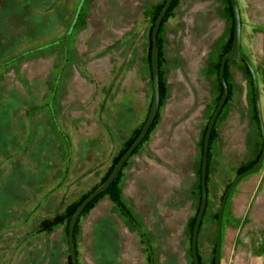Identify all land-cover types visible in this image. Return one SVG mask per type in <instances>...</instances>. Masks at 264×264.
Returning <instances> with one entry per match:
<instances>
[{
  "label": "rangeland",
  "instance_id": "rangeland-1",
  "mask_svg": "<svg viewBox=\"0 0 264 264\" xmlns=\"http://www.w3.org/2000/svg\"><path fill=\"white\" fill-rule=\"evenodd\" d=\"M165 1L0 0V264H70L72 210L149 114L150 33ZM237 1L264 122V0ZM231 30L228 0H174L158 33L155 122L112 190L79 217L77 264H192L202 144ZM226 82L209 144L200 264L214 262L224 192L262 150L241 60L227 63ZM220 264H264V160L226 200Z\"/></svg>",
  "mask_w": 264,
  "mask_h": 264
},
{
  "label": "water",
  "instance_id": "water-1",
  "mask_svg": "<svg viewBox=\"0 0 264 264\" xmlns=\"http://www.w3.org/2000/svg\"><path fill=\"white\" fill-rule=\"evenodd\" d=\"M172 2L173 0L165 1L163 8L159 13L158 17L156 18L154 25L151 29L150 67H151V77H152V99H151L149 114L139 134L132 142L130 147L117 161V163L113 167L112 171L110 172L106 180L101 185H99L94 191H92L73 212L68 223V231H67V243H68V251H69L71 264H77L73 232L79 216L81 215L85 207L91 201H93V199L104 193L111 186V184L118 176L119 172L122 170L128 159L132 156V154L137 149V147L142 143V141L148 134L151 126L153 125L156 119L159 109V102H160V76H159L160 70H159V49L157 45V34L160 25L162 23V20L165 17L166 13L168 12ZM230 6L232 10V19H233L232 44L230 50L227 53H225L220 60V65L218 68V79L222 86V93L217 103V106L214 109L212 116L210 117L209 122L207 124L206 131L204 134L203 144H202V157H201V168H200V204L192 228L191 242H190V253L192 258V264H200L198 259V251H197V239H198L200 225L202 223L203 216L207 207L206 176H207V166H208L209 142L216 120L218 119V116L221 113L228 97V85L225 80V65L228 61H236V60L243 61L250 73L253 92H254V104L256 109V116L258 120L260 136L262 138V150L256 163L251 168L237 175L231 181V183L229 184L228 188L226 189L221 199V203L217 214V222H216L214 264H220L221 228H222V218H223L226 200L232 189L241 179H243L247 175L259 172L261 170L262 162L264 160V122L261 113L257 77L251 61L241 51V16L238 6V1L230 0Z\"/></svg>",
  "mask_w": 264,
  "mask_h": 264
},
{
  "label": "trees",
  "instance_id": "trees-1",
  "mask_svg": "<svg viewBox=\"0 0 264 264\" xmlns=\"http://www.w3.org/2000/svg\"><path fill=\"white\" fill-rule=\"evenodd\" d=\"M229 1V5H230V0H228ZM173 3H174V0H173V2H172V4H171V6H170V8H169V10H168V12L166 13V15H165V17L163 18V20H162V23H163V21L166 19V17H167V15H168V13H169V11H170V9H171V7H172V5H173ZM163 6H164V4L160 7V9H159V12L156 14V16H155V18H154V22H155V20H156V18L158 17V15H159V13L161 12V10H162V8H163ZM230 11H231V15H232V10H231V6H230ZM162 23H161V25H162ZM153 25H154V23H153ZM153 25H152V27H153ZM161 25H160V27H161ZM152 29V28H151ZM159 30H160V28H159ZM158 33H159V31H158ZM231 38H230V45H229V47L227 48V50L223 53V55L225 54V53H227L229 50H230V48H231V44H232V37H233V19H232V30H231ZM150 36H151V33H150ZM159 44V39H158V34H157V45ZM150 49H151V45H150ZM158 49H159V46H158ZM222 55V56H223ZM222 58V57H221ZM221 60V59H220ZM229 62V61H228ZM227 62V63H228ZM243 62V61H242ZM227 63H226V65H225V80H226V66H227ZM244 63V62H243ZM245 64V63H244ZM219 65H220V61H219ZM246 66V65H245ZM218 68H219V66H218ZM246 69H247V67H246ZM247 71H248V69H247ZM248 73H249V71H248ZM218 75V74H217ZM249 75H250V73H249ZM159 76H160V72H159ZM250 79H251V77H250ZM219 80V79H218ZM220 83V82H219ZM227 83V82H226ZM251 83H252V81H251ZM227 85H228V83H227ZM220 86H221V84H220ZM253 88V87H252ZM221 89H222V86H221ZM222 93V92H221ZM253 94H254V92H253ZM228 95H229V85H228ZM160 98H161V76H160ZM220 99V98H219ZM227 99H228V97H227ZM227 102V101H226ZM226 104V103H225ZM254 108H255V104H254ZM255 111H256V109H255ZM212 116V115H211ZM256 118H257V116H256ZM258 121V120H257ZM155 122V121H154ZM154 124V123H153ZM214 129V128H213ZM206 131V130H205ZM212 133H213V130H212ZM212 133H211V136H212ZM259 134H260V132H259ZM138 135V134H137ZM137 135L130 141V144L122 151V153L117 157V159H116V161L114 162V164L111 166V168H110V170L108 171V173H107V175L105 176V178H104V180L100 183V185L106 180V178L108 177V175L110 174V172L112 171V169H113V167L115 166V164L117 163V161L120 159V157L125 153V151L130 147V145L132 144V142L135 140V138L137 137ZM261 137V136H260ZM210 139H211V137H210ZM262 139V138H261ZM209 144H210V142H209ZM208 154H209V151H208ZM261 154V153H260ZM260 154H259V156H260ZM259 156L257 157V159H256V161L258 160V158H259ZM256 161L253 163V165L256 163ZM252 165V166H253ZM251 166V167H252ZM251 167H249V168H251ZM207 168H208V166H207ZM249 168H247V169H249ZM247 169H245V170H243V171H241L240 173H242V172H244V171H246ZM121 172V171H120ZM120 172H119V174H120ZM239 173V174H240ZM119 174H118V176H119ZM238 174V175H239ZM118 176L115 178V180L113 181V183L111 184V186L104 192V193H106V192H109V191H111L112 190V188H113V185L116 183V181H117V178H118ZM206 178H207V176H206ZM229 186V185H228ZM98 187V186H97ZM96 187V188H97ZM199 187H200V184H199ZM96 188H94L92 191H94ZM228 188V187H227ZM92 191H90V193L92 192ZM90 193H88L83 199H81L80 200V202H78V204L74 207V209L72 210V213H71V215H70V218H71V216H72V214H73V212L76 210V208L80 205V203L90 194ZM104 193H102L101 195H103ZM225 193V192H224ZM101 195H99V196H97L95 199H93V201H91L86 207H85V209H87L97 198H99ZM224 195V194H223ZM112 198H113V200L119 205V206H121V203H120V201H119V199H118V195H116V194H112ZM200 204V203H199ZM85 209L82 211V213L85 211ZM198 209H199V207H198ZM82 213H81V215H82ZM197 213H198V211H197ZM205 214V213H204ZM218 214V213H217ZM80 215V216H81ZM197 215V214H196ZM79 216V217H80ZM204 217V216H203ZM70 218H69V220H70ZM195 219H196V217H195ZM195 219H194V222H195ZM69 220H68V223H69ZM78 220H79V218H78ZM78 220H77V222H78ZM77 222H76V224H75V227H74V232H73V239H74V233H75V228H76V226H77ZM194 222H193V225H194ZM201 226V225H200ZM193 228V227H192ZM67 231H68V225H67ZM192 232V231H191ZM190 242H191V238H190ZM74 246H75V243H74ZM75 255H76V251H75ZM70 258V257H69ZM70 264H71V261H70ZM213 264H214V262H213Z\"/></svg>",
  "mask_w": 264,
  "mask_h": 264
},
{
  "label": "flooded vegetation",
  "instance_id": "flooded-vegetation-1",
  "mask_svg": "<svg viewBox=\"0 0 264 264\" xmlns=\"http://www.w3.org/2000/svg\"><path fill=\"white\" fill-rule=\"evenodd\" d=\"M144 139H145V138H144ZM142 142H143V141H142ZM139 146H140V145H139ZM139 146H138V147H139ZM138 147H137V149H138ZM137 149H136V150H137ZM136 150H135V151H136ZM135 151H134V152H135Z\"/></svg>",
  "mask_w": 264,
  "mask_h": 264
}]
</instances>
